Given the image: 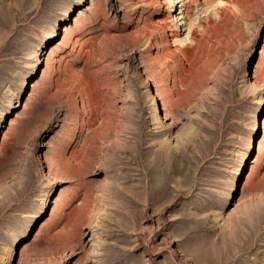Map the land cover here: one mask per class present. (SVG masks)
<instances>
[{
  "label": "rangeland",
  "instance_id": "1",
  "mask_svg": "<svg viewBox=\"0 0 264 264\" xmlns=\"http://www.w3.org/2000/svg\"><path fill=\"white\" fill-rule=\"evenodd\" d=\"M0 264H264V0H0Z\"/></svg>",
  "mask_w": 264,
  "mask_h": 264
},
{
  "label": "bare ground",
  "instance_id": "2",
  "mask_svg": "<svg viewBox=\"0 0 264 264\" xmlns=\"http://www.w3.org/2000/svg\"><path fill=\"white\" fill-rule=\"evenodd\" d=\"M259 103H260V101L258 100V101H257V104H259ZM155 110H156V109H155Z\"/></svg>",
  "mask_w": 264,
  "mask_h": 264
}]
</instances>
